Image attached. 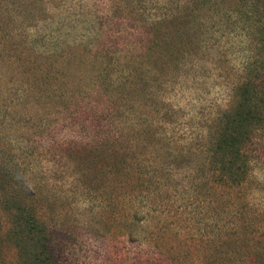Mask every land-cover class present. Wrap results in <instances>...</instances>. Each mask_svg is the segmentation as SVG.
<instances>
[{"label": "rangeland", "instance_id": "374dc122", "mask_svg": "<svg viewBox=\"0 0 264 264\" xmlns=\"http://www.w3.org/2000/svg\"><path fill=\"white\" fill-rule=\"evenodd\" d=\"M248 79L264 0H0V264L14 196L56 264H260L264 121L241 187L198 173Z\"/></svg>", "mask_w": 264, "mask_h": 264}, {"label": "trees", "instance_id": "16d2710c", "mask_svg": "<svg viewBox=\"0 0 264 264\" xmlns=\"http://www.w3.org/2000/svg\"><path fill=\"white\" fill-rule=\"evenodd\" d=\"M235 97V102L219 114L213 138L205 141V147L200 150L202 159L198 164V173L221 187H241L248 180L251 158L246 143L264 121V82L248 79L238 86ZM145 172L141 174L145 176ZM154 173L148 175L147 179L151 182L154 181ZM155 184L154 189L162 187L159 185L161 182ZM148 188L151 191V186ZM18 200L14 196L8 203L13 208L17 207L15 215L24 264H56L46 254V231L36 210L26 201L19 203ZM255 262L264 264V250L257 252Z\"/></svg>", "mask_w": 264, "mask_h": 264}]
</instances>
